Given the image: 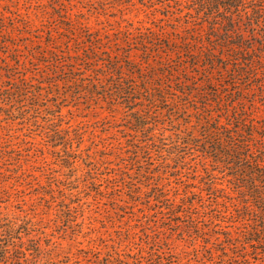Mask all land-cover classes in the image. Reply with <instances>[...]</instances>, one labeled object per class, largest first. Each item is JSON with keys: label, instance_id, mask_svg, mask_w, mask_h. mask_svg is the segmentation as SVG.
Segmentation results:
<instances>
[{"label": "rangeland", "instance_id": "374dc122", "mask_svg": "<svg viewBox=\"0 0 264 264\" xmlns=\"http://www.w3.org/2000/svg\"><path fill=\"white\" fill-rule=\"evenodd\" d=\"M159 2L0 0V246L10 255L41 264H264V243L248 235V218L240 222L244 204L230 200L237 195L216 162L228 125L264 132V85L233 84L226 72L204 85L199 68L153 66L165 53L144 59L138 32L166 42L185 27L171 12L183 14L187 2ZM66 24L88 28L84 43ZM91 33L103 45L84 66L77 51ZM112 57L134 107L114 105L118 79L93 81Z\"/></svg>", "mask_w": 264, "mask_h": 264}, {"label": "trees", "instance_id": "16d2710c", "mask_svg": "<svg viewBox=\"0 0 264 264\" xmlns=\"http://www.w3.org/2000/svg\"><path fill=\"white\" fill-rule=\"evenodd\" d=\"M145 2L156 6L159 0H145ZM170 2L181 3V6L182 4L186 5V2L188 3L187 8L184 7L186 12L183 14L181 12L178 13L179 9L177 8L175 12L170 11L172 14L183 18L181 26L185 27L183 30L173 29V32L165 33L166 39H168L166 42L163 39H155V35L151 34V32H138L141 39L137 40V44L141 45L139 49L145 56L143 57L144 59H148L152 55L158 57L165 53L168 57L167 61L166 59L163 62L162 60L160 62L154 60L153 66H158L159 64L166 66L167 64L175 63L174 66L179 69L199 68L205 74L203 78L204 85L207 83L206 79H212L216 72H226L231 77L230 80L233 84H241L243 81L244 83L252 84L255 82L259 83L260 86L264 85L262 84L264 80V0H164V2L159 3L166 8H170L168 4ZM114 5L117 7L123 6V4ZM58 9L61 18L70 20L71 14L66 7L61 5ZM72 16L79 17L80 14H72ZM0 18V20L4 21L7 17L1 15ZM200 26L206 27V31L202 35L200 34L201 32H198L200 31ZM66 27L69 32L78 31L75 36L77 38L76 41L84 43L82 30L88 28L79 25L77 26L78 29H71L67 24ZM174 33L175 37L172 38L171 35ZM93 34H89V46L86 47L84 52L77 51V56L84 55L83 60H81L84 66H92V63L95 62L94 54L98 53L99 49H101L99 46L103 45L98 44L100 38ZM255 43L259 44L256 45ZM172 54H175L176 59L171 60L170 56ZM46 64L50 67L59 65V62L58 60H52ZM135 65L140 66L142 70L143 63L135 62ZM122 68V62L114 61L113 57L103 60L98 67L99 70L103 71V74H99L100 76H97L99 78H93V81L95 84H99L98 81H102L105 78L118 79L119 89H116L115 92L118 97L115 96L117 99L112 100L114 105L134 107L132 105L136 102L131 96H128L130 95V90L125 88L123 83ZM83 70L86 73L88 71L93 72L92 67L91 69L83 68ZM83 70H79V72L81 73ZM127 71L129 72V70ZM171 72L175 71L172 70ZM132 74L129 72V74L125 75L127 76L125 78H134ZM28 79V76H22L18 82H27ZM67 81L71 83L69 80ZM103 88L105 89V84ZM19 89L22 90V87L20 86ZM92 94L96 99L107 98L106 93L96 94L92 92ZM99 95L101 96L98 97ZM217 123L219 129L224 128L220 125L222 121ZM236 123L239 126L232 127L228 125L229 128H224V132L221 135L225 136V138H222L221 142L226 147V150L224 153L219 154L216 162L222 163L223 167H225L227 172L224 173V176L228 177L227 182L230 184L228 189L234 195H237V197L234 196L230 200L236 199L238 206H241L240 203L244 204L239 209L240 211H245L240 217V222H242L243 218H248L245 221L253 223L252 227H249L248 235L254 237V242L258 243L261 241L264 243V132L255 134L257 126L252 122L248 123L251 124L248 129L244 128L247 125L245 124L246 122L243 121V124H241V121L236 120ZM260 128L264 129V125L260 126ZM218 190L225 189L213 188V191ZM212 195L214 196L212 199L218 198L215 194ZM249 215H251V218H249ZM7 250L6 245L2 244L0 246V264H41L40 256L35 257L31 254L32 258H30L29 254L26 255L22 251L17 253L19 256H13ZM158 263H160V258ZM137 264L142 263L139 261ZM147 264L150 263L148 262Z\"/></svg>", "mask_w": 264, "mask_h": 264}]
</instances>
